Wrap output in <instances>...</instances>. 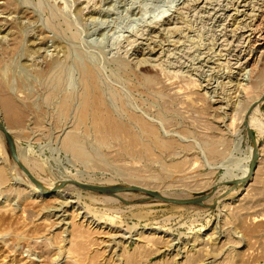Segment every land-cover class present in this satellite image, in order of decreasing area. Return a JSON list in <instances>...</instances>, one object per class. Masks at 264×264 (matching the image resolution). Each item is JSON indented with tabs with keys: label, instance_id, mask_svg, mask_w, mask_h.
Here are the masks:
<instances>
[{
	"label": "rangeland",
	"instance_id": "obj_1",
	"mask_svg": "<svg viewBox=\"0 0 264 264\" xmlns=\"http://www.w3.org/2000/svg\"><path fill=\"white\" fill-rule=\"evenodd\" d=\"M263 8L0 0V264H264Z\"/></svg>",
	"mask_w": 264,
	"mask_h": 264
},
{
	"label": "water",
	"instance_id": "obj_2",
	"mask_svg": "<svg viewBox=\"0 0 264 264\" xmlns=\"http://www.w3.org/2000/svg\"><path fill=\"white\" fill-rule=\"evenodd\" d=\"M257 104L258 105L264 104V98H262ZM246 127L248 129L249 137L253 140L254 139V136H253V133L251 131V127H250V125H249L248 122H246ZM0 131L5 136V139L7 141L8 148H9V151H10L11 156L13 157V159L16 162H18L17 152H16V149H15L14 141H13L11 135L9 134V130L6 128V125L5 124H1L0 123ZM255 148H256V146H255ZM257 157H258V153H257V148H256V153H255V155H253L252 160H251L252 172H253V170L255 168V165L257 163ZM27 174H28V176L30 177V179L33 181V183L35 185H38L39 187H41V189H43V187L29 173H27ZM79 186L82 187V188H84V189H88L90 191L99 192V193H105V194H111V193L121 192V191H125V190H135V188H133V187L127 188V187H121V186H115V187H96V186H89V185H83V184H79ZM153 195L156 196V197H159L155 193H153ZM203 199L204 198H199V199H195V200H185V201H171L169 199H164V200H166L168 202H175V203H180V204H201Z\"/></svg>",
	"mask_w": 264,
	"mask_h": 264
},
{
	"label": "bare ground",
	"instance_id": "obj_3",
	"mask_svg": "<svg viewBox=\"0 0 264 264\" xmlns=\"http://www.w3.org/2000/svg\"><path fill=\"white\" fill-rule=\"evenodd\" d=\"M239 2V1H238ZM261 4V3H260ZM264 9V8H263ZM220 10V9H219ZM259 10H260V8H259ZM261 11V10H260ZM258 14V13H257ZM253 16H255V14L253 13ZM264 17V16H263ZM254 18V17H253ZM262 19V18H261ZM255 21V20H254ZM254 21H253V23H254ZM260 21H263L264 22V20H260ZM249 22V21H248ZM262 22V23H263ZM257 24V23H256ZM260 25H261V23H259ZM252 25V24H251ZM250 25V26H251ZM256 26V25H255ZM247 27V26H246ZM249 27V26H248ZM258 27H260V26H258ZM262 27V26H261ZM249 28H251V27H249ZM252 29H255V27L254 28H252ZM256 30V29H255ZM260 30V32H262L261 31V29H259ZM258 30V31H259ZM249 32V31H248ZM251 32V31H250ZM257 32V31H256ZM252 33V32H251ZM249 34V33H248ZM261 35V34H260ZM250 36V35H249ZM257 37V36H256ZM264 38V37H263ZM247 40V39H246ZM254 40V39H253ZM233 41V40H232ZM262 43V42H261ZM260 43V44H261ZM255 45V44H254ZM264 45V44H263ZM251 46H252V44H251ZM252 48V47H251ZM251 50H253V49H251ZM250 50V51H251ZM264 50V49H263ZM243 52V51H242ZM259 52H261V51H259ZM264 52V51H263ZM246 52H244V54H245ZM255 53V52H254ZM251 54V53H250ZM256 54V53H255ZM261 54V53H260ZM261 56V55H260ZM250 57V56H249ZM247 60V59H246ZM254 60V59H253ZM256 61V60H255ZM246 62V61H245ZM244 62V63H245ZM244 63H243V65H244ZM250 63V62H249ZM246 64V63H245ZM252 65V64H251ZM250 69H252V67L250 68ZM256 70V69H255ZM252 71H254V70H252ZM89 72V73H88ZM88 72H86V80L88 79H90V80H93V74L91 73V71H88ZM249 72L251 73V70H249ZM249 73V74H250ZM90 88V87H89ZM96 88V87H95ZM98 90V89H97ZM94 91H95V89H94ZM96 92V91H95ZM94 92V95L92 94V93H90V94H92L93 96H91L89 93H88V95H87V97H86V95H85V98H84V100H86V101H84L85 103H86V105H87V100L89 99V95H90V97H93V98H91V100H92V102H96L97 101V103L99 102V103H101L100 101L102 100L100 97V94H98V91H97V93H95ZM86 94V93H85ZM90 100V101H91ZM10 101V100H9ZM90 101H88L89 103H90ZM11 102V101H10ZM84 103V104H85ZM91 104H94V103H91ZM98 105V104H97ZM102 105V104H101ZM100 104H99V106L97 107L96 105V107H97V110H93L94 112L93 113H98V115L100 114L101 115V121L100 122H102V121H104V119L105 118H107L108 116H107V113L105 112V110L104 109H102L103 107L101 106ZM89 106V105H88ZM94 106V105H93ZM93 106H91V107H93ZM96 107H94V108H96ZM88 108H90V107H88ZM91 109V108H90ZM93 109V108H92ZM94 115H96V114H94ZM106 116V117H105ZM252 121V120H251ZM251 127H253V123H251ZM255 153H256V148H254L253 149V151L251 152V160H252V157H253V155H255ZM249 160V157L247 158V161ZM248 163V162H247ZM244 170V173L242 174V176H241V179L244 181L245 179H247L248 177H249V175H250V173H251V168H250V166L249 165H247V167L246 168H244L243 169ZM75 183V182H74ZM34 190L36 191V192H40V191H43V189H41V187H39L38 185L37 186H35L34 187ZM235 192V191H234ZM60 205V204H59ZM126 237V236H125ZM110 239V238H109ZM109 245V244H108Z\"/></svg>",
	"mask_w": 264,
	"mask_h": 264
}]
</instances>
